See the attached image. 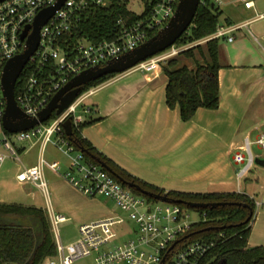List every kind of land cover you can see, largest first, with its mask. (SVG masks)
Segmentation results:
<instances>
[{"label":"built area","instance_id":"2783aa9c","mask_svg":"<svg viewBox=\"0 0 264 264\" xmlns=\"http://www.w3.org/2000/svg\"><path fill=\"white\" fill-rule=\"evenodd\" d=\"M57 1H0V119L5 107L1 88L4 63L25 49V38L20 37L25 26L33 23L41 9L55 5ZM126 1L131 3L134 0ZM137 1L142 6V10L136 12L140 17L131 22L119 18L117 20L119 30L115 37L97 41L85 37H77L71 41V36L78 32L82 14L94 7L106 8L113 0H65L54 11L39 28V43L25 65L29 63L30 74L14 95L17 105L26 116L36 117L52 96L82 70L104 65L158 32L174 15L179 0ZM210 1L218 8L223 3V0ZM238 1L246 8L255 5V0ZM204 3L205 0H199V4ZM146 6H149L148 12L145 11ZM244 25L246 23L218 22L215 30L205 38L184 45L173 44L138 62L129 70L142 72L160 70L163 61L194 44L212 38L232 41L233 32ZM30 31L31 28L28 33ZM97 86L79 92L73 102L59 114L52 113L48 119L34 127L12 133L19 141L34 138L40 142L39 162L23 167L16 177L21 182L29 181L36 184L49 204V189L43 177L42 166L46 165L57 173L61 170V163L58 160L48 162L43 156L45 148L50 143L67 157V166L62 176L73 187L91 198L104 196L114 200L116 206L127 212L128 220L117 214L93 220L78 227L77 238L64 242L58 226L68 218L49 209L48 218L55 252L46 257L42 264H72L91 255L92 249L98 247L104 249L96 253L93 264H159L164 255L166 256L164 264L168 258L173 264H197L199 258L212 246V241L201 239L185 241L193 235L190 234L193 232L191 228L205 220L203 215H199L198 219H191L189 208L181 203L162 201V204L152 205V200L121 183L98 162L89 160L65 134L63 123L66 119H70L72 128L74 126L80 130V124L91 112L88 98L95 92ZM252 144L264 148V134H260L255 140L245 137L242 146L234 153L237 179H242L255 165L256 155L251 150ZM0 147L7 152L6 154L0 151V167L7 157L20 160L19 152L6 131L0 133ZM116 226L124 228L116 230ZM126 232L133 236L121 241L120 238Z\"/></svg>","mask_w":264,"mask_h":264},{"label":"crops","instance_id":"0c3cea01","mask_svg":"<svg viewBox=\"0 0 264 264\" xmlns=\"http://www.w3.org/2000/svg\"><path fill=\"white\" fill-rule=\"evenodd\" d=\"M219 10L226 23L246 25L233 32L232 41H220L217 108L200 107L183 121L178 106L166 103L167 77L162 68L127 70L100 83L88 98L89 115L98 120L81 129V135L132 176L165 191H236L252 197L259 209L248 245L264 248V181L260 180L264 166L252 167L237 179L233 161L245 137L255 140L264 134V0H255L251 8L238 0H223ZM15 147L25 157H7L0 167V202L42 208L47 218L52 209L78 227L104 214L90 213V202L96 198L73 187L61 170L57 173L44 165L48 204L36 184L16 177L23 167L39 162L40 142ZM0 151L7 154L3 147ZM60 154L66 168L67 157ZM255 155L264 158V152Z\"/></svg>","mask_w":264,"mask_h":264},{"label":"trees","instance_id":"16d2710c","mask_svg":"<svg viewBox=\"0 0 264 264\" xmlns=\"http://www.w3.org/2000/svg\"><path fill=\"white\" fill-rule=\"evenodd\" d=\"M148 10L149 6H146L145 11L148 12ZM220 14L218 7L210 0H205L204 4L198 5L189 27L176 41L179 45H184L205 38L215 30ZM81 17L78 32L71 36V41L77 37L94 41L112 39L119 30L117 24L119 18L125 22H131L139 18L140 14L130 8L129 1L113 0L110 6L91 8ZM220 41L212 38L194 44L161 63L162 71L167 77L166 103L170 108L178 106L183 121L191 119L200 107L215 109L219 105L217 73L222 67ZM29 66L28 63L16 80L14 95L29 76ZM116 74H105L90 81L82 86L80 92L99 85ZM97 120L98 118L90 117L88 114L85 121L80 124V130L73 126L72 136L69 138L77 148L85 150L84 154L89 160L96 161L91 155L99 157L124 179L134 181L147 190L166 193L171 198L183 201L240 203V205H219L214 208L197 209L205 220L191 228L193 235L185 242L201 239L213 243L210 249L199 258L197 264H264L263 246L248 245L256 209V203L252 197L236 191L202 193L165 191L140 180L97 150L81 135L83 127ZM146 197L148 200L153 199ZM8 216L22 217L26 219V222H13L7 218ZM207 227H213V229L205 230ZM54 252L49 221L42 208L0 202V264H42L45 258ZM165 264L173 263L168 258Z\"/></svg>","mask_w":264,"mask_h":264},{"label":"water","instance_id":"95a60500","mask_svg":"<svg viewBox=\"0 0 264 264\" xmlns=\"http://www.w3.org/2000/svg\"><path fill=\"white\" fill-rule=\"evenodd\" d=\"M64 1L65 0H58L55 5L43 8L37 13L33 23L27 24L20 35L22 39L25 38V49L22 52L8 58L4 63L1 73V88L2 95L5 98V107L0 122L3 130L8 133H16L22 130H27L48 119L52 113L59 114L73 102L81 91L82 86L90 81H93L105 74H118L125 72L138 62L173 45L189 27L199 5V0H179L175 8L174 15L158 32L135 48L123 53L118 58L109 60L104 65L94 66L82 70L52 96L47 105L38 112L36 117L30 118L26 116L17 105L14 97V86L30 56L37 48L39 43V28L54 13V11L63 4ZM29 28H31L30 33H28ZM63 128L65 134L70 138L72 136L70 119H66L64 121ZM80 149L83 152L85 151L83 148ZM91 156L103 168L113 174L121 183L153 199L165 202L181 203L186 207L193 209L214 208L219 205H240L239 202H197L171 198L166 193L147 190L134 181L124 179L99 157L94 155ZM254 162L257 165L264 166V158L256 156ZM209 229H213V227L205 228V230ZM192 233L193 232L190 234ZM172 246L173 244L171 247ZM165 257V255L162 257L159 264H164Z\"/></svg>","mask_w":264,"mask_h":264},{"label":"rangeland","instance_id":"374dc122","mask_svg":"<svg viewBox=\"0 0 264 264\" xmlns=\"http://www.w3.org/2000/svg\"><path fill=\"white\" fill-rule=\"evenodd\" d=\"M130 8L135 12H140L142 10V6L139 4V2L137 0H134L130 3ZM223 22H225L224 14L221 13L219 16V23H223ZM174 44L179 45V43L177 41H175ZM2 132H3V128L0 125V133H2ZM8 134L11 136V141L15 146L19 145L21 143H27L28 141L34 140V138H32V139L28 138V139H23V140L19 141L16 139V135H14L12 133H8ZM251 139H253V138H251ZM251 150L254 154H259V153L264 152V148H261L256 144L251 145ZM32 154H33V151H32ZM43 156H44L45 160H47L48 162H51L52 160H59L61 162V172L65 171V166H64L65 158L58 151H56V149L54 148V146L52 144L49 143L47 145V147L45 148V150L43 152ZM20 157L24 159L25 156L22 155ZM253 169L261 170V167L259 165L255 164L253 166ZM260 180L264 181V173L261 175ZM32 189L35 193L38 194V191H37L38 189L36 190L34 187H32ZM155 203L162 204V201L157 200V199H152V205H154ZM258 209H259V206L256 205V210H258ZM188 211H189V214L191 215V219L195 220V219L199 218L200 214H199V211H197V209L189 208ZM101 212H104V214L102 216L96 217L95 219L103 218V217H106V216L111 215V214H113V215L117 214V215H120L123 218H126L128 220L127 212L125 210L119 208L118 206H116L114 200H112L110 198H106L104 196H98V197H96V199H94L92 202H90V213L96 214V213H101ZM7 218L11 219L13 222H26V219H24L22 217H18V216H8ZM27 222H29V221L27 220ZM58 227H59V232H60L64 242L72 241L75 238H77L79 235L78 234V225H74L72 223L65 222V223L60 224ZM121 228H124V226H116L115 227L116 230H119ZM132 236L133 235L126 232L120 238V240L121 241L127 240V239L131 238ZM117 242H119V241H117ZM108 246H110V245H108ZM103 249H104V247L93 248L91 255L80 258V259L76 260L75 262H73L72 264H93L94 256L96 255V253H99ZM117 264H122V263H117Z\"/></svg>","mask_w":264,"mask_h":264}]
</instances>
